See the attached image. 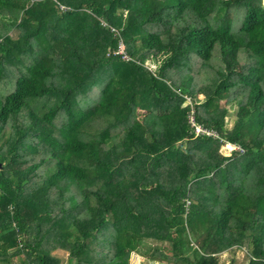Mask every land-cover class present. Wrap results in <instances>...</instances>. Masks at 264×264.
Returning <instances> with one entry per match:
<instances>
[{
    "label": "trees",
    "instance_id": "obj_1",
    "mask_svg": "<svg viewBox=\"0 0 264 264\" xmlns=\"http://www.w3.org/2000/svg\"><path fill=\"white\" fill-rule=\"evenodd\" d=\"M231 250L264 264V0H0V264Z\"/></svg>",
    "mask_w": 264,
    "mask_h": 264
},
{
    "label": "rangeland",
    "instance_id": "obj_2",
    "mask_svg": "<svg viewBox=\"0 0 264 264\" xmlns=\"http://www.w3.org/2000/svg\"><path fill=\"white\" fill-rule=\"evenodd\" d=\"M9 35L12 38H16L17 33H16V31H13V32H10ZM119 48H122V45H120ZM194 97H195L194 101H196L197 103L203 102L204 98L201 94L194 95ZM229 103H230V99L222 100L219 103L220 107L225 108V109H229V115L225 120L226 121L225 125L228 129L232 127L234 120H235L234 116L236 113V108L234 109V108L230 107ZM232 150H233L232 147H230L228 145L227 146L224 145L223 147L220 148V152L224 156H229ZM53 254L56 255L57 257H59L61 259V261H63V263H61V264H65V261L67 259V254L64 251H55V252H53ZM243 254L244 253L241 250H231L229 252L224 253V255H222V257L219 256L218 260L220 261L221 264H226V262L229 263L231 261V258H234L235 264H244ZM148 256L149 255L141 256V255L133 254L130 257L129 263L130 264H162V263L157 262L156 260H153V259L151 260Z\"/></svg>",
    "mask_w": 264,
    "mask_h": 264
},
{
    "label": "built area",
    "instance_id": "obj_3",
    "mask_svg": "<svg viewBox=\"0 0 264 264\" xmlns=\"http://www.w3.org/2000/svg\"><path fill=\"white\" fill-rule=\"evenodd\" d=\"M122 50H123V47L119 48L118 53L124 54V52ZM124 58L126 59V55H124ZM190 100L191 99L189 97H187L188 105L191 104ZM187 121H188L189 127L191 128V130H193V133L195 136L206 135L208 137H212V138H216V139L218 138V134L216 131L205 129L200 124H197L195 122V118L193 116V110H191V112L187 115ZM228 146L232 147L233 150H238L240 153L243 152V149H241L238 145H236V146L228 145ZM187 204H189V203H187Z\"/></svg>",
    "mask_w": 264,
    "mask_h": 264
},
{
    "label": "crops",
    "instance_id": "obj_4",
    "mask_svg": "<svg viewBox=\"0 0 264 264\" xmlns=\"http://www.w3.org/2000/svg\"><path fill=\"white\" fill-rule=\"evenodd\" d=\"M226 253V252H225ZM222 255H224V253H222L221 255H220V257H222ZM243 256H244V254H243ZM232 259V258H231ZM226 264H228V262H226Z\"/></svg>",
    "mask_w": 264,
    "mask_h": 264
}]
</instances>
